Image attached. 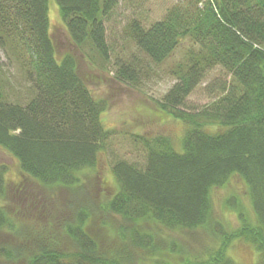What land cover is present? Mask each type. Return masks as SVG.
<instances>
[{
    "label": "trees",
    "instance_id": "trees-1",
    "mask_svg": "<svg viewBox=\"0 0 264 264\" xmlns=\"http://www.w3.org/2000/svg\"><path fill=\"white\" fill-rule=\"evenodd\" d=\"M54 1L72 44L84 56L95 52L99 63L110 60L104 22L121 0ZM125 34L139 52L116 56L113 77L134 86L148 73L144 58L161 63L189 40L184 59L170 71L175 82L155 101L185 125L181 150L163 134L135 135L145 163L115 160L117 188L100 206L120 219V244L102 248L86 231L88 207L72 214L67 202V217H57L71 243L63 247L51 229V191H83L85 170L95 168L106 149L109 132L100 116L108 104L79 75L73 53L56 57L49 0H0V52L22 69L23 94L29 96L26 102L7 101L0 86V149L17 162L23 178L49 191L38 202L46 221L22 233L27 222L21 210L8 207V166L0 163V232L20 239L15 245L0 239V261L131 264L137 256L153 264H236L228 250L241 241L257 253L252 264H264V0H182L147 27L131 21ZM216 66L228 74L218 93L198 110L184 108ZM234 176L245 185L253 220L240 201L227 197L223 206L236 213L237 225L226 228L216 218L212 193ZM19 189L26 190L21 183ZM27 196L33 203V194ZM198 229L211 231L215 241L187 257L174 235Z\"/></svg>",
    "mask_w": 264,
    "mask_h": 264
},
{
    "label": "rangeland",
    "instance_id": "rangeland-1",
    "mask_svg": "<svg viewBox=\"0 0 264 264\" xmlns=\"http://www.w3.org/2000/svg\"><path fill=\"white\" fill-rule=\"evenodd\" d=\"M181 1L121 0L104 22L111 59L105 63H99V57L95 52L87 53L91 57L89 58L72 44L58 16L55 1L49 0L50 32L55 41L56 57L62 56L64 52L73 53L79 75L86 81L95 96L105 100L108 104L107 109L100 116L104 127L109 132L106 149L103 151L98 165L93 169L85 170L83 191L78 193L66 188L58 189V187H53V191H51L53 198L47 206L56 212L55 220L51 223V229L54 231L58 243L63 247L71 246V243L60 226L63 222L61 221L62 218L57 219V217L58 213L67 217L68 212L65 211L67 202L71 205L72 214L73 208L79 209L81 205L88 207L89 216L85 220L86 231L96 238L102 248H110L120 244L116 231L120 219L114 218L109 212L102 210L100 206L104 203L103 199L105 200L117 188L116 180L111 171V165L115 160L125 159L142 166L145 163L144 146L141 145L135 135L154 136L163 134L172 140L177 150H181V138L185 125L180 120L161 111L155 101L161 99L175 82L176 79L170 71L176 63L184 59L185 50L189 48V40L183 39L161 63L154 64L144 58L143 64L149 68L148 73L139 78V82L135 83L136 86L119 82L113 77V62L116 56L127 59L131 53L137 54L139 52L134 43L126 36L125 26L131 21L137 20L147 27L160 19L169 7ZM0 61L2 63L0 66V86L5 100L26 102L29 96L24 97L23 94L26 89L22 69L15 61L4 58L1 52ZM227 79V72L220 69L219 66L208 70L204 79L201 80L202 82L187 97L184 108L192 111L203 107L218 93L221 81ZM0 163H5L8 166L6 173L8 207L21 210L19 214L27 222L21 226L22 233L34 226L35 221L45 222L46 217L40 212L43 203L38 202L39 200L45 201V195L49 191L40 187L36 182L31 183L28 179L23 178L17 162L2 149H0ZM20 183L26 188L25 191L19 189ZM21 188L23 189V187ZM31 194L35 198L33 203L29 201V196H27ZM212 194L216 218L226 228L237 225L236 213L223 206L222 201L227 197L232 199L234 196L237 201H240L244 213L253 220V213L246 196V188L239 177H232L225 187L214 189ZM174 238L179 243L182 254L187 255V257L209 249L213 246V240L215 241L211 231L205 229L184 231L180 236L174 235ZM0 239L12 245L20 244L18 236L9 232L8 234L5 231L0 232ZM228 254L236 264H252L257 259V253L252 245L241 241L234 242L228 250ZM173 260L177 262L175 255ZM0 264L24 263L18 260L8 263L0 261ZM131 264H153V262L136 256L134 263Z\"/></svg>",
    "mask_w": 264,
    "mask_h": 264
}]
</instances>
